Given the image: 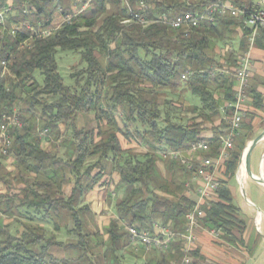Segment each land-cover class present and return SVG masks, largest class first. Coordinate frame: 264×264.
I'll return each instance as SVG.
<instances>
[{
  "label": "trees",
  "instance_id": "trees-1",
  "mask_svg": "<svg viewBox=\"0 0 264 264\" xmlns=\"http://www.w3.org/2000/svg\"><path fill=\"white\" fill-rule=\"evenodd\" d=\"M79 1L0 0V7L11 3L17 14L14 22L32 21L35 28L40 23L44 30L50 28L58 9L70 13L72 3ZM144 1L151 6L148 18H170L186 10L177 0ZM230 1L238 8L251 6L250 0ZM23 6L28 14L22 13ZM127 13L122 0H95L48 37H34L28 30L11 37L7 22L0 37V58L7 57L11 78L0 79V119L19 101L28 117L20 114L23 128L11 129L7 156L13 160L12 170L0 165V184L5 188L0 193V264H95L96 250L106 264H121L124 251L133 254L126 226L150 234L155 225L184 232L185 216L193 207L184 192L190 174L168 152L205 141L200 137L203 123L212 121L224 104L233 103L234 84L228 73L235 68L237 56L232 51L220 58L215 47L231 43L237 28L243 31L244 45L250 29L244 19L224 16L184 35L158 23L124 25ZM32 36L30 49H18L20 42ZM58 50L79 54L84 64L69 74L74 87L65 86L58 73ZM186 71L190 75L182 80ZM34 72L42 77L41 83ZM183 93L199 98L200 105L186 106ZM253 100L260 107L257 95ZM88 114L93 115L89 120L95 126L71 130L70 148L62 156L44 148L32 124L37 118L47 132L54 133V139L62 141L60 127L68 132L77 115ZM118 135L133 140L136 147L123 149ZM206 142L213 152L205 156L216 157L217 138ZM243 148L244 142L238 139L228 151L219 168L223 179L218 180L214 200L198 221L200 227L215 230L230 242L246 225L228 186ZM0 157L8 158L1 153ZM104 161H110L118 173V189L124 193L114 203L117 219L102 233L89 227L91 211L85 195L102 178ZM159 161L170 177L161 176ZM71 184L67 195L65 189ZM61 231H67L73 242L63 244L57 237ZM63 247L72 254L52 252ZM180 248L178 240L173 251L152 250L143 264L179 261Z\"/></svg>",
  "mask_w": 264,
  "mask_h": 264
},
{
  "label": "built area",
  "instance_id": "built-area-1",
  "mask_svg": "<svg viewBox=\"0 0 264 264\" xmlns=\"http://www.w3.org/2000/svg\"><path fill=\"white\" fill-rule=\"evenodd\" d=\"M94 1L80 0L79 2H74L70 7L71 12L67 14H63V11L58 9L56 11L57 15H55L60 19L59 23L55 24L53 19L50 23V28L44 30H41L40 23H37L38 28H35L32 21L14 22L12 18L16 17L17 14L12 4L7 3L0 7V37L2 38L6 30L7 22H9L7 34L11 37H15L18 33L23 32V30L31 31L34 37H48L63 24H69L74 17L85 11ZM122 1L129 15V18L122 22L124 25L137 23L146 27L158 23L165 25V27L173 31H180L184 35H187L192 29H196L201 25L213 24L217 17L231 16L236 19H244V24L250 29V33L246 37L250 45L255 41L257 34L260 31H264V0H250L251 6H243L242 8L235 7L230 0H177L186 10L170 18H167L166 15L159 18H148L146 13L151 10V6L144 0ZM31 9L36 11L34 6H31ZM22 13L28 14L26 6L22 7ZM32 38L33 36L20 42L18 49H30ZM7 65V57L0 58L2 71L7 69ZM224 65L227 64L224 62ZM1 74H4V72H1ZM228 74L235 80L234 101L226 105L232 109L233 113L228 129L216 137L219 144L217 156H205L211 151V143L206 141L191 143L184 151L168 152L169 157L177 161L190 174L189 179L184 184L186 191L188 193L191 192L194 186L196 199L193 202V207L189 209L185 216L186 224L184 232L178 233L169 227L158 226L159 233L150 234L138 230L135 226H126L125 229L129 235V246L133 254L139 252L145 256L152 250H158L159 252L173 251V244L179 240L181 241L180 251L182 257L179 261L172 264H191L190 251H193L194 246L193 231L199 226L198 221L204 217L205 208H208L214 200V194L219 186L215 172L227 158L228 151L232 150L234 138L241 127L243 118L242 108L248 98L247 88L250 79L249 55L247 52L237 56L236 66ZM189 75L190 72L186 71L181 75V79L184 80ZM23 126L20 113L16 109L13 108L11 112L1 115L0 127L5 128L4 143L0 145L1 155L7 156V152L12 145L11 129H22ZM46 133L47 131L45 130L44 134ZM240 172L244 174L243 168L238 170V173ZM258 215L260 214L258 213ZM209 231L215 236L219 234L215 230Z\"/></svg>",
  "mask_w": 264,
  "mask_h": 264
},
{
  "label": "crops",
  "instance_id": "crops-1",
  "mask_svg": "<svg viewBox=\"0 0 264 264\" xmlns=\"http://www.w3.org/2000/svg\"><path fill=\"white\" fill-rule=\"evenodd\" d=\"M242 32L243 31L241 29L237 28L235 30V35L233 36L232 42L229 43L230 45L226 44V47L224 49L220 47V50L222 51L220 58H223L227 54V52L232 51H235L236 56L246 52L249 55L250 79L247 88L248 98L243 104L242 108V127L240 128L233 141L234 144L236 140H242L244 142L243 150H245L246 146L264 130V31H260L257 34V36L255 37V41L251 45L248 43L247 38H245L244 45L241 44L240 37L242 36ZM1 71L2 69H0V78L4 76V74H1ZM231 78L234 84L232 89V96L234 98L235 80L232 76ZM254 95H257L260 98V107L254 106ZM219 98L221 100L222 95H220ZM184 103L186 106H195L188 100L187 97ZM226 105L224 104L223 107L218 109V115L215 116L212 121L210 120L203 123V130L200 134V137L205 139V141H207L208 139H212V137L219 136L228 129L233 111ZM229 112L231 113L229 114ZM192 116L193 115H188V117ZM200 121V119L197 120V122ZM42 145L44 146V148L49 149L47 143L42 142ZM121 146L123 149L134 148L131 145L127 146L126 148H124L122 144ZM257 148H259L258 151L260 152V159L258 164H256L257 166L253 169L250 163V171L252 175L264 179V139L254 149ZM243 150H241L242 152L239 160L244 153ZM212 152L213 150L211 147L210 154ZM3 159H6L8 163V169H6V167L5 169L7 171H11L13 162L12 158L8 157ZM102 164V166L104 167L103 176L96 184V186L85 195V202H89L93 205L92 202L96 201V211L97 209L99 210V212L101 210L103 212L106 211L107 218H105L104 221H102L101 216H99L98 222L96 220L97 225L105 228L111 220L117 219L113 209L114 201L120 199V197L123 196L124 190L118 189L120 177L118 173L115 172V170H112L110 161H104ZM220 166L215 172V177L217 180L223 179V176L219 172ZM97 172L98 170L96 169V173ZM243 176L244 174L242 172L238 173L237 165L234 180H237V177L239 179L241 178L242 183L244 179L248 178L247 176L243 178ZM231 181H229V184ZM237 182L239 183L238 180ZM229 189L231 191V194L234 193L230 186ZM184 192L185 196H187L192 202H194V200L196 199V196L194 194V186L192 187L191 192L188 193L186 189ZM158 193L163 194L162 192H157V194ZM247 200L252 206L253 202L250 199ZM108 204H110V206ZM240 211L244 216V222H246V225L244 226L241 234H235L236 240L233 242L224 239L220 234L215 236L210 233L209 229L202 228L200 226H198L193 231L194 246L193 251H190L191 264H264V210H253L255 214L252 218L245 216V212L243 209H240ZM258 211H260L261 215H258ZM98 230L101 231V229ZM152 232L153 234L159 233V227L155 225L152 229ZM140 258L142 259L143 264L145 261L144 255H140Z\"/></svg>",
  "mask_w": 264,
  "mask_h": 264
},
{
  "label": "rangeland",
  "instance_id": "rangeland-1",
  "mask_svg": "<svg viewBox=\"0 0 264 264\" xmlns=\"http://www.w3.org/2000/svg\"><path fill=\"white\" fill-rule=\"evenodd\" d=\"M56 15L54 14L53 19H54L55 24H58L60 19H57L58 17ZM228 45H230V44H228ZM220 47L224 49L226 47V45H222V46H221V44L216 45L215 54H216V56H219V57H221V54H222ZM56 60H57L58 73L62 77L64 85L68 86V87H74V81L69 77V74L72 73L73 71H77V70L81 69L84 66L83 63L82 64L80 63V55L77 53L70 52V51L58 50L56 53ZM1 72H4L3 78H5L6 76H7V78H11L10 75L8 74L7 69L5 71H1ZM33 76L38 83L42 82V77L40 76V74L38 72H34ZM185 96H186V93H183L182 97H185ZM186 97L194 105H197V106L200 105L199 98L194 97L190 94H187ZM14 109H16L23 117H24V115L26 117H28V115L25 114L26 112H25L24 104L21 101H19L18 103L15 104ZM35 113L37 114V109H36ZM92 117H93L92 114H88L87 116L77 115L75 117L74 122H73V127H71L68 132H66L63 127H60V131L63 132V134H64V136H63L64 142H62L63 140L61 141V140L54 139V136H53L54 133L50 134L48 131L46 134H44V131L46 129L43 128L42 124H40V122L37 120V118L32 120V124H34V127L36 128L37 135H40L41 141L47 143V146L49 147V149L51 151H56L59 153L60 156H62L70 148V140L69 139H71V137H72L71 136V134H72L71 130H73V129L79 130L82 128L90 129L91 126H95V123L94 122L91 123V121H90V120H92ZM131 131H132V133L134 132V130L132 128H131ZM118 138H119V140H120V142L124 148H126L129 145H131L132 147H136V143L133 140L127 141L124 137H122L120 135H118ZM140 149H142V147ZM258 150H259V148L254 149L251 153L250 163H251L252 169L257 166L256 164H258L259 159H260V152ZM63 158L66 159L65 156H63ZM94 162H95V160L88 161V164H93ZM7 164L8 163H7L6 159H3L0 157V165H2L3 168L6 167V169H8ZM157 168H158V171L160 172V174L163 178L170 177L167 173V170H166V167H165L163 161L158 162ZM95 171L96 170H94L93 173H95ZM244 175L245 176H243V178L246 177L245 172H244ZM238 180L241 183V178ZM244 180L245 181H242V183L239 184L237 182V180L233 179L230 182L229 186L234 191V193H232L234 205L241 210L243 209L245 212V216L252 218L255 214V212H253V210L254 211L264 210V189L261 186H259L258 184H256L255 182H253L249 178H246ZM71 187H72V184L69 185L65 189V193L67 195L69 194V190ZM4 192H5V188L2 184H0V193H4ZM156 192H161V191L157 190ZM245 198L250 199L253 202V206L247 204ZM92 203H93V205L89 202L87 203L89 208H90V211H91V215L87 217L89 227L95 231H99L98 229H101L100 232L103 233L104 227L97 225L96 220L98 222V220H99L98 218H99V216H101L102 221H104L105 218H107L106 211L103 212L101 210L99 212L98 209L96 211V201H94ZM114 203H115V201H114ZM108 205L110 206V204H108ZM252 208H253V210H252ZM96 216H98V217H96ZM68 224H70V223H63V225L66 226V228H67V226H69ZM66 228H65V230H66ZM57 235H58L57 237L59 238L60 241L63 242V244H68L69 242H73L72 237L66 236L67 231H64V232L61 231ZM263 237H264V233H263ZM52 252H54L56 255H60V256L63 255L64 253L72 254L71 250H69V248H66V247H63L62 251H56L55 250ZM151 252H149L148 254H146L144 256L145 260L148 257H150V255L152 254ZM100 254H101V252L96 250L95 254L92 257V260L94 261L95 264H106L102 260V258L100 257ZM136 255H138V256H136ZM140 255H143V254H141L139 252L136 254H131L130 251H124L122 253L121 264H142V259L140 258Z\"/></svg>",
  "mask_w": 264,
  "mask_h": 264
},
{
  "label": "water",
  "instance_id": "water-1",
  "mask_svg": "<svg viewBox=\"0 0 264 264\" xmlns=\"http://www.w3.org/2000/svg\"><path fill=\"white\" fill-rule=\"evenodd\" d=\"M264 139V130L260 135H258L254 140H252L245 148L244 153L242 157L239 160L238 163V170L240 168H244V172L248 178L259 184L263 189H264V179L261 177H256L252 175L250 171V157L251 153L254 150V148ZM247 204L251 205L250 202L245 198ZM253 206V205H252ZM259 214L261 215L260 211H258Z\"/></svg>",
  "mask_w": 264,
  "mask_h": 264
},
{
  "label": "bare ground",
  "instance_id": "bare-ground-1",
  "mask_svg": "<svg viewBox=\"0 0 264 264\" xmlns=\"http://www.w3.org/2000/svg\"><path fill=\"white\" fill-rule=\"evenodd\" d=\"M4 135H5V128L0 127V145L4 143ZM243 170H244V168H243Z\"/></svg>",
  "mask_w": 264,
  "mask_h": 264
}]
</instances>
